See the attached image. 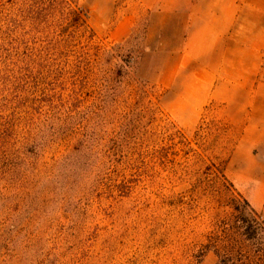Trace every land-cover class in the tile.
I'll return each instance as SVG.
<instances>
[{"label": "rangeland", "instance_id": "1", "mask_svg": "<svg viewBox=\"0 0 264 264\" xmlns=\"http://www.w3.org/2000/svg\"><path fill=\"white\" fill-rule=\"evenodd\" d=\"M159 4L0 0V264H215L228 234L264 264L197 18Z\"/></svg>", "mask_w": 264, "mask_h": 264}, {"label": "crops", "instance_id": "2", "mask_svg": "<svg viewBox=\"0 0 264 264\" xmlns=\"http://www.w3.org/2000/svg\"><path fill=\"white\" fill-rule=\"evenodd\" d=\"M157 1L161 16L197 18L196 81L237 131L230 178L264 212V0Z\"/></svg>", "mask_w": 264, "mask_h": 264}, {"label": "trees", "instance_id": "3", "mask_svg": "<svg viewBox=\"0 0 264 264\" xmlns=\"http://www.w3.org/2000/svg\"><path fill=\"white\" fill-rule=\"evenodd\" d=\"M36 19H37L36 21L39 22V18L37 17ZM251 221H254V218H252ZM250 229H251L252 233L247 238H248V240H255L256 239V236L258 234L257 233V229L258 228L256 226V227H250ZM227 239H228V241H227V244L224 245V249H226L230 253V255H227L224 260H219L218 259L215 262V264H234L233 259H232V255H231V253L233 254V251H234V246L231 243V241H234V240H232V239H234V237H233V235L228 234ZM215 253H216V255H218V251L217 250H215Z\"/></svg>", "mask_w": 264, "mask_h": 264}]
</instances>
